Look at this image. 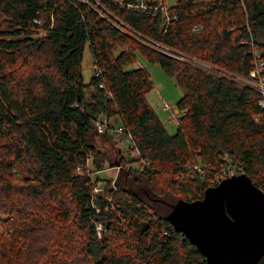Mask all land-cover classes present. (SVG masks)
<instances>
[{"label": "trees", "instance_id": "trees-1", "mask_svg": "<svg viewBox=\"0 0 264 264\" xmlns=\"http://www.w3.org/2000/svg\"><path fill=\"white\" fill-rule=\"evenodd\" d=\"M133 2L0 0V264H209L169 213L202 198L227 165L264 190L261 93L121 30L249 76L254 49L264 61V0H177L155 13ZM139 55L181 74L174 133L149 101L150 71L126 68ZM102 116L131 131L150 161L142 171L107 145ZM118 162L116 180H103Z\"/></svg>", "mask_w": 264, "mask_h": 264}, {"label": "water", "instance_id": "water-1", "mask_svg": "<svg viewBox=\"0 0 264 264\" xmlns=\"http://www.w3.org/2000/svg\"><path fill=\"white\" fill-rule=\"evenodd\" d=\"M169 220L209 264H257L264 256V190L247 174L209 185L200 199L180 201Z\"/></svg>", "mask_w": 264, "mask_h": 264}, {"label": "built area", "instance_id": "built-area-1", "mask_svg": "<svg viewBox=\"0 0 264 264\" xmlns=\"http://www.w3.org/2000/svg\"><path fill=\"white\" fill-rule=\"evenodd\" d=\"M165 0H135L133 3H127V6L130 10H133V8L137 11L142 10L148 13H155L158 8H161V10H167L168 7L166 3L164 2ZM153 3V4H152ZM126 4V3H125ZM116 24V23H115ZM200 28V25H196L194 27V30H198ZM121 30H123L125 33L128 35L134 37L135 39L145 42L148 46L151 45V47L160 49L162 48H168L166 46H162V44L155 43L156 45H152V42H147L144 39L141 38V34L135 31L132 27L130 26H121ZM154 44V43H153ZM159 45L162 47H159ZM173 53L169 55L171 56H176V58H180V60H184L189 63H193L194 65H201L203 68L206 70H214L216 73H222L224 75H227L229 77L235 76V79L242 84H247L258 90L261 94H264V61L261 60L259 57V51L257 49L253 50V53L256 55L255 59V65L254 69L250 72L249 76H243L239 75L236 73H232L230 71H227L225 69H221L213 64L204 62L194 56H190L188 54H184L182 52H178L175 50H171ZM97 72L96 74H98ZM246 78V79H243ZM248 79V80H247ZM103 86V84H101ZM262 99L260 100V105L264 107V95H261ZM162 109L168 113L173 112L176 117L179 118V115H181V111L178 109L177 104L174 105V103L171 102H166L165 100L161 104ZM112 118H108L106 116L99 117L96 122V128L99 133H107L111 136L116 137L117 139L125 142L126 148L125 151H122V155L124 156L125 159L131 160L130 162L126 163V168H136L139 171H142L146 166L150 164V161L146 159L141 150L139 149V146L137 145L131 131L126 130L125 127H123L122 123H115L111 121ZM88 163H90L91 159L88 158ZM125 166L122 163L118 162V164L115 165L117 169H122V167ZM231 166V168H226L223 167L219 172L216 173L214 179L212 180L211 185H216L219 183L223 178L233 175L239 171L236 166L232 165H227ZM80 170L81 167H78ZM115 180H113L114 182ZM98 184L95 185V191H101L102 188H98ZM100 226H98V229L100 230ZM100 232V231H99Z\"/></svg>", "mask_w": 264, "mask_h": 264}, {"label": "rangeland", "instance_id": "rangeland-1", "mask_svg": "<svg viewBox=\"0 0 264 264\" xmlns=\"http://www.w3.org/2000/svg\"><path fill=\"white\" fill-rule=\"evenodd\" d=\"M176 3H177V0H166V5H167L168 9L170 6L176 5ZM158 9L161 10V8H158ZM166 16H167V14H166ZM44 31L45 30L41 29L40 36L44 34ZM147 42H149V41H147ZM143 43L146 44L145 42H143ZM152 45H155V44L152 43ZM159 47H161V46L159 45ZM161 52H164L166 54H168V53L172 54L173 53L172 51H170V48H162ZM196 58H198V57H196ZM198 59H200V58H198ZM200 60L211 64V62L204 60L202 58ZM191 64H193V63H191ZM138 66H144L150 71V75H151V77L155 83V88H153L154 90H152V92L148 95L149 101L154 106V108L159 112L162 120L164 121V123L166 124V126L168 128L167 130H169L170 133H174L176 130H178L177 126H178L179 118L176 117L173 112L168 113V112L164 111L162 109L161 104L165 100L166 102H171V103H174V105H176L177 102L179 101V99L184 95L185 90H184V88H182L183 85H182L181 74H177L175 76H170L162 69V67L159 64L150 63V61L144 59L141 55H139V59L137 62L127 66L126 68H135ZM197 66L203 68L201 65H197ZM26 69H27V72L30 70L28 68H26ZM93 74H94L93 57H92L90 47H89V45H87L85 48V51H84V58H83V63H82V75L84 77V80L86 82H89V80L91 79ZM243 79H246V78L243 77ZM261 95H264V94L262 93ZM111 121L115 122L116 120L114 121V118H112ZM117 124H118V122H117ZM109 144H112V146H114L116 149H119V151H121V152L125 151V148H126L125 142L117 139L114 136H113V142L107 143V145H109ZM110 152H111V154L113 153V151H111V150H110ZM225 167L231 168V166H225ZM195 169L200 170L201 168L198 166V164H195V166L193 165V170L195 171ZM119 172H120V170L117 169L115 166H110L108 163H106L104 169L99 171L98 174L103 178V180H110L111 179V181H113V180H116ZM240 174H245V173H243L242 171H238L237 173H235L233 175H229L227 177L234 176V175H240ZM227 177H225V178H227ZM103 180H99L96 183V184H98L97 185L98 188L103 187V185L105 183V182L103 183ZM100 234L101 233L99 232V235Z\"/></svg>", "mask_w": 264, "mask_h": 264}]
</instances>
